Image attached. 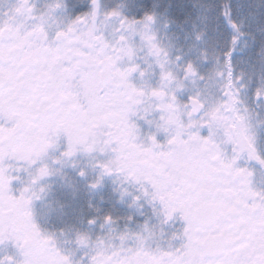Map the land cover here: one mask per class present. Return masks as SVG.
Returning <instances> with one entry per match:
<instances>
[{
    "label": "snow or ice",
    "instance_id": "obj_1",
    "mask_svg": "<svg viewBox=\"0 0 264 264\" xmlns=\"http://www.w3.org/2000/svg\"><path fill=\"white\" fill-rule=\"evenodd\" d=\"M0 264H264V0H0Z\"/></svg>",
    "mask_w": 264,
    "mask_h": 264
}]
</instances>
